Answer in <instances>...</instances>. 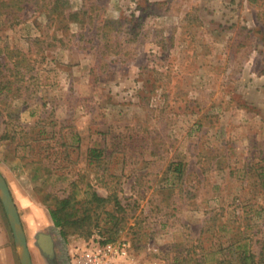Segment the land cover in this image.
<instances>
[{"label": "rangeland", "instance_id": "374dc122", "mask_svg": "<svg viewBox=\"0 0 264 264\" xmlns=\"http://www.w3.org/2000/svg\"><path fill=\"white\" fill-rule=\"evenodd\" d=\"M0 173L33 264L39 233L50 264L87 236L140 264L258 256L264 0H0Z\"/></svg>", "mask_w": 264, "mask_h": 264}, {"label": "built area", "instance_id": "2783aa9c", "mask_svg": "<svg viewBox=\"0 0 264 264\" xmlns=\"http://www.w3.org/2000/svg\"><path fill=\"white\" fill-rule=\"evenodd\" d=\"M80 241L68 249V264H140L130 243L124 238L108 241L92 236ZM143 264L156 263L150 261Z\"/></svg>", "mask_w": 264, "mask_h": 264}, {"label": "water", "instance_id": "95a60500", "mask_svg": "<svg viewBox=\"0 0 264 264\" xmlns=\"http://www.w3.org/2000/svg\"><path fill=\"white\" fill-rule=\"evenodd\" d=\"M0 201L6 214L15 245L18 248L20 264H32L26 234L20 219L17 206L14 202L8 184L0 173ZM41 252L50 260L54 257L53 239L51 235L39 233L36 239Z\"/></svg>", "mask_w": 264, "mask_h": 264}, {"label": "trees", "instance_id": "16d2710c", "mask_svg": "<svg viewBox=\"0 0 264 264\" xmlns=\"http://www.w3.org/2000/svg\"><path fill=\"white\" fill-rule=\"evenodd\" d=\"M90 152H94L93 149H90ZM175 170L180 171V166L177 165L175 167ZM97 200L99 201H105L104 198L101 197H97ZM68 204V200L64 199L59 201L57 207L55 208H49V215L50 218L54 224L55 227L60 228V236L63 239H66L67 237V226L69 225H81L83 226L81 220L76 219L73 221H70L68 218H66L65 215L62 214V212L64 211V209L66 208ZM89 230V229H88ZM88 238V236H87ZM86 238V239H87ZM105 240H114L113 238H106ZM243 247V250H240L241 252L237 254V260L239 261L240 264H264V251L260 252L258 256H256L255 254L248 252L244 249V245H238V248L241 249Z\"/></svg>", "mask_w": 264, "mask_h": 264}, {"label": "crops", "instance_id": "0c3cea01", "mask_svg": "<svg viewBox=\"0 0 264 264\" xmlns=\"http://www.w3.org/2000/svg\"><path fill=\"white\" fill-rule=\"evenodd\" d=\"M39 251H41L40 248ZM43 256L45 257L44 254ZM49 261L51 260L46 258V264H50ZM0 264H20L18 248L15 245L13 235L7 228L3 232L0 229Z\"/></svg>", "mask_w": 264, "mask_h": 264}]
</instances>
